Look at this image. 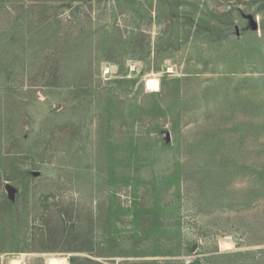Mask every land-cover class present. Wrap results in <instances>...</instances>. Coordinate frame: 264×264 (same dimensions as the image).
Returning <instances> with one entry per match:
<instances>
[{
	"label": "rangeland",
	"instance_id": "obj_1",
	"mask_svg": "<svg viewBox=\"0 0 264 264\" xmlns=\"http://www.w3.org/2000/svg\"><path fill=\"white\" fill-rule=\"evenodd\" d=\"M48 218L105 264H264V0H0V264L93 257Z\"/></svg>",
	"mask_w": 264,
	"mask_h": 264
},
{
	"label": "trees",
	"instance_id": "obj_2",
	"mask_svg": "<svg viewBox=\"0 0 264 264\" xmlns=\"http://www.w3.org/2000/svg\"><path fill=\"white\" fill-rule=\"evenodd\" d=\"M52 225V226H51ZM43 226L49 231V233H52L51 231L53 230H61L63 232V238H62V244H65L64 247V251L65 252H70V253H86L88 255H91L93 257H83V256H79V255H72L69 259V263L70 264H105L102 261H98L96 258L99 257H105L104 255H97L95 254V252L93 251V240L89 237H82L79 234L75 233V234H70L69 232H67V228L66 226L61 223V225L56 224L53 227V222L51 219H47ZM49 238L51 239V236H49ZM48 242L51 243V241L48 240ZM48 251H55L54 248H49ZM126 257V256H125ZM50 261L52 262L53 259H50ZM54 262H52L53 264ZM120 264H160L156 261H140V262H132L129 259L121 262Z\"/></svg>",
	"mask_w": 264,
	"mask_h": 264
},
{
	"label": "bare ground",
	"instance_id": "obj_3",
	"mask_svg": "<svg viewBox=\"0 0 264 264\" xmlns=\"http://www.w3.org/2000/svg\"><path fill=\"white\" fill-rule=\"evenodd\" d=\"M155 87H156V81L155 80H150L149 82H148V90L149 91H153L154 89H155ZM156 91V90H155ZM227 245H229V244H227ZM224 246V245H223ZM63 262L61 261V260H59L58 259V262H57V264H62Z\"/></svg>",
	"mask_w": 264,
	"mask_h": 264
},
{
	"label": "water",
	"instance_id": "obj_4",
	"mask_svg": "<svg viewBox=\"0 0 264 264\" xmlns=\"http://www.w3.org/2000/svg\"><path fill=\"white\" fill-rule=\"evenodd\" d=\"M188 264H203V263L199 260H196V261L190 262Z\"/></svg>",
	"mask_w": 264,
	"mask_h": 264
}]
</instances>
